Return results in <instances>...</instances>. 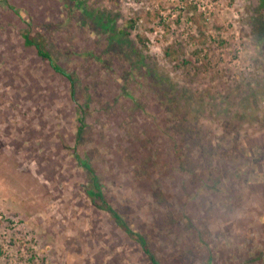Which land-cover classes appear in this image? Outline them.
I'll return each mask as SVG.
<instances>
[{
    "label": "rangeland",
    "instance_id": "374dc122",
    "mask_svg": "<svg viewBox=\"0 0 264 264\" xmlns=\"http://www.w3.org/2000/svg\"><path fill=\"white\" fill-rule=\"evenodd\" d=\"M86 102L160 264H264V0H0V264H152Z\"/></svg>",
    "mask_w": 264,
    "mask_h": 264
},
{
    "label": "trees",
    "instance_id": "16d2710c",
    "mask_svg": "<svg viewBox=\"0 0 264 264\" xmlns=\"http://www.w3.org/2000/svg\"><path fill=\"white\" fill-rule=\"evenodd\" d=\"M78 4L82 7L84 2H78ZM11 9L14 7L10 6ZM102 19L100 18V21ZM112 22L114 23L113 18L109 17L108 22L104 23V27L107 30H111L114 34L113 38H117L118 36L125 35L126 31H120L118 34H115V25H111ZM22 37L25 41V45L27 47H33L36 49L37 54L41 57L44 61L48 62L49 66L53 69L54 72L57 74L65 77L71 84V97L75 103H77V79L76 76L68 73L65 69H63L56 59L53 57L52 52L48 49L46 36L37 34L31 30V28L24 29L22 32ZM143 41L142 38H140ZM90 112V103L86 102L83 105L78 106V131H77V138H76V149L75 154L80 167L84 168L89 175L90 184L87 188V195L92 200L93 204L96 205L98 208L108 212L114 221L118 224V226L127 234L129 239L136 242L142 249V251L148 256L152 264H160L159 260L156 258L155 254L153 253L151 246L148 240L143 236L141 233L135 231L129 223L122 217V215L114 209L111 203L106 198V195L103 191V185L100 182V178L97 175L95 169L92 167L91 163L88 159H84L80 156L77 152V148H79L85 141V134H86V118Z\"/></svg>",
    "mask_w": 264,
    "mask_h": 264
}]
</instances>
